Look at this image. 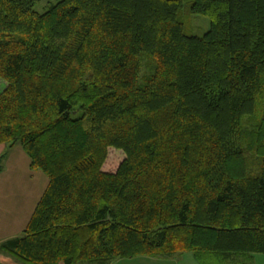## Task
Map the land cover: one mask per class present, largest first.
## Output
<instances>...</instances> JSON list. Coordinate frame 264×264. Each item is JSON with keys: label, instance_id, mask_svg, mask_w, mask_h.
I'll use <instances>...</instances> for the list:
<instances>
[{"label": "trees", "instance_id": "obj_1", "mask_svg": "<svg viewBox=\"0 0 264 264\" xmlns=\"http://www.w3.org/2000/svg\"><path fill=\"white\" fill-rule=\"evenodd\" d=\"M0 0V145L48 185L20 264L264 254V0ZM119 158H112L111 153Z\"/></svg>", "mask_w": 264, "mask_h": 264}, {"label": "rangeland", "instance_id": "obj_2", "mask_svg": "<svg viewBox=\"0 0 264 264\" xmlns=\"http://www.w3.org/2000/svg\"><path fill=\"white\" fill-rule=\"evenodd\" d=\"M59 1L43 0L37 4L35 10L40 13L45 12L49 9L48 7ZM189 3L188 0L185 1V7L180 14V21L184 26L186 35L201 37L210 30L211 21L208 17L190 14ZM5 86L6 83L0 81V92L5 89ZM5 149V155L0 157V212L4 211L6 207L9 209L15 208V210L23 211L22 217L18 220H21L23 217L27 218L29 215V221L48 185V177L41 170L31 168L30 158L20 145L13 147L5 145ZM110 156L112 158H119L114 152ZM185 254L191 255V253ZM252 256L255 257L254 262L250 261V257H246L232 261L229 264H264V260L262 259L264 254H254ZM158 259L162 262H167L165 261L167 260L166 258ZM239 261H242V263ZM114 264H148V262L126 259L118 260ZM166 264H169V262Z\"/></svg>", "mask_w": 264, "mask_h": 264}, {"label": "crops", "instance_id": "obj_3", "mask_svg": "<svg viewBox=\"0 0 264 264\" xmlns=\"http://www.w3.org/2000/svg\"><path fill=\"white\" fill-rule=\"evenodd\" d=\"M5 153H6L5 145H0V157L4 156ZM22 212L23 211L15 210V208L9 209L8 207H6V209L4 211L0 212V245L8 239L21 236L19 234L23 233L28 222L30 221V220L28 221L29 215L27 218L23 217V218H21V220H18L20 217H22ZM152 259H157V260H152ZM262 259L264 260V256ZM122 260H126V259H122ZM128 260L146 261V262H148V264H166L168 262H169V264L170 263L171 264H200L196 260L194 255H192V254L191 255L190 254H185V255L183 254L180 256H175L173 258H169V259L165 260V261H167L166 263L160 261V259H158V258H151V257H137V258L128 259ZM250 261L254 262L255 257L251 256ZM239 262L242 263V261H239ZM4 263L20 264L14 258H11V256L0 251V264H4Z\"/></svg>", "mask_w": 264, "mask_h": 264}]
</instances>
